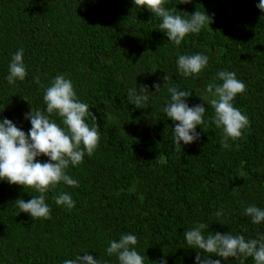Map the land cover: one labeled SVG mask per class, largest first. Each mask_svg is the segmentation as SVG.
Segmentation results:
<instances>
[{
	"label": "trees",
	"instance_id": "16d2710c",
	"mask_svg": "<svg viewBox=\"0 0 264 264\" xmlns=\"http://www.w3.org/2000/svg\"><path fill=\"white\" fill-rule=\"evenodd\" d=\"M181 2L165 0L164 7L206 11L213 23L176 46L160 31L161 19L133 0H0V122L7 118L27 133L25 113L47 114L45 91L64 75L96 116L86 123L98 124L100 133L94 153L66 170L79 186L61 182L46 193L51 219L19 213L14 202L39 193L0 181V264H64L85 253L101 264H119L107 248L123 234L137 237L144 264H196L197 251L183 234L199 223L209 233L246 240L264 235V222L253 224L244 214L250 205L264 209V12L259 0ZM21 49L27 76L10 85L9 64ZM197 53L208 56V65L198 76H182L179 56ZM219 71L234 72L246 85L233 106L249 125L229 140V148L222 147V131L212 123L206 91L209 83H222ZM165 75L169 87L192 92L185 101L190 107L206 108L205 123L196 128L200 139L179 150L176 122L163 111L171 102ZM140 85L148 87L149 98L136 108L128 93ZM51 119L61 123L58 116ZM37 160L49 162L46 156ZM60 193L71 195L74 209L55 203ZM241 259L255 264L251 257Z\"/></svg>",
	"mask_w": 264,
	"mask_h": 264
},
{
	"label": "clouds",
	"instance_id": "9594fccd",
	"mask_svg": "<svg viewBox=\"0 0 264 264\" xmlns=\"http://www.w3.org/2000/svg\"><path fill=\"white\" fill-rule=\"evenodd\" d=\"M191 2L192 0H182L181 4ZM133 3L142 9L146 7L159 17L160 31L176 46H180L189 34H198L205 26L213 23L212 17L206 11L197 10L187 14L176 13V9L167 10L164 7L165 0H133ZM257 8L264 12V0H259ZM23 57L24 52L21 49L11 58L9 74L6 77L10 85L24 81L27 76ZM208 62L207 55L197 53L180 55L177 65L182 76L192 77L198 76ZM163 79V87H167L171 94V102L163 111L168 119L176 122L173 141L179 150L182 143L189 145L200 139L196 128L205 123V103L190 107L185 101L191 97L192 92L169 87L167 75ZM216 79L222 83L207 85L206 91L212 97L208 100V105L214 110L212 123L222 131L221 145L223 148H229V140L239 139L242 131L249 125L248 118L233 106L234 99L245 91L246 85L230 71H219ZM35 80L36 83L40 82L38 77ZM153 87L156 92L161 89L159 83ZM148 98L149 89L146 85H140L139 90L133 88L128 93V100L136 108H143ZM43 100L47 114L33 109L30 113H25V119L31 123L27 133L7 118L0 122V181L39 193L28 201L20 198L14 202L19 213L28 214L32 220L51 219V208L46 203V193L54 191L61 182L70 187H78L79 182L71 178L66 170L70 165L79 166L85 154L91 156L100 140L98 124L90 127L86 123V117L91 116L95 121L96 116L90 113L87 104L77 98L72 82L64 75H57L52 80ZM52 116H58L61 123L51 119ZM41 156L48 157L49 162H39L37 158ZM53 199L58 206L69 211L76 206L68 193H60ZM244 214L251 218L253 224L264 222V209L255 205L246 207ZM221 215L222 211L216 212L217 217ZM208 227L205 223H199L183 234L188 247L197 251L196 264H221V259L228 261L229 258H235L240 260V264H244L242 257H251L255 264H264V235H260L258 239L246 240L243 235L209 233ZM137 242L135 235L123 234L118 241L109 242L107 253L109 256L115 254L119 264H144L143 256L135 250ZM213 256L221 259H213ZM64 264H101V261L85 253L76 256L74 260H65ZM158 264H167V260L163 259Z\"/></svg>",
	"mask_w": 264,
	"mask_h": 264
}]
</instances>
